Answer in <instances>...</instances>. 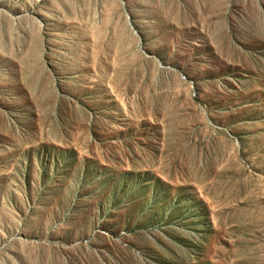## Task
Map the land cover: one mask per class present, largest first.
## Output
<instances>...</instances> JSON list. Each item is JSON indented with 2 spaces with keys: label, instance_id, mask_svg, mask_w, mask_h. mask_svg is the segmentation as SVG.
<instances>
[{
  "label": "rangeland",
  "instance_id": "1",
  "mask_svg": "<svg viewBox=\"0 0 264 264\" xmlns=\"http://www.w3.org/2000/svg\"><path fill=\"white\" fill-rule=\"evenodd\" d=\"M0 264H264V0H0Z\"/></svg>",
  "mask_w": 264,
  "mask_h": 264
}]
</instances>
